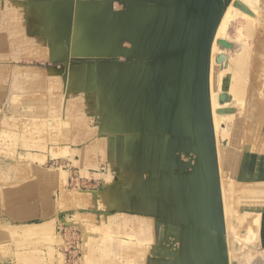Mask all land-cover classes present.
<instances>
[{"label": "rangeland", "instance_id": "374dc122", "mask_svg": "<svg viewBox=\"0 0 264 264\" xmlns=\"http://www.w3.org/2000/svg\"><path fill=\"white\" fill-rule=\"evenodd\" d=\"M6 1L15 18V7H24L25 29H18L16 20L6 17ZM143 1L0 0V264L86 262L87 232L76 223L89 222L92 218L76 215L64 203L63 196L92 189L89 187L92 176L76 162L79 160L76 149L105 137L98 129L100 118L107 125L106 121L112 117L118 128L125 126V118H132L127 90L131 92L133 88L127 84V71L139 72L137 68L144 66L145 58L137 52L142 45L131 43L130 38L137 40L147 35L152 28L149 21L153 22L149 16L154 8ZM88 15L90 20L100 19L106 24L117 20V27H111L109 32L113 37L103 36V30L94 21H89L92 25L85 21ZM235 22L237 26L246 25L242 19ZM236 28L234 23L229 29L228 39L233 42L239 39ZM262 38L264 34L258 31L253 38H241L246 55L238 65L249 67L251 74L258 54L264 51ZM164 46L161 51L169 60L179 53L170 45ZM227 52L235 54V49ZM159 53H153L150 58ZM235 68L238 67L234 65ZM231 73L221 76L218 87L226 84L228 78V90L235 83L245 84L248 114L244 115L245 123L242 120L241 133L246 134L243 139L246 144L254 140L262 123L264 89L258 87L254 75L243 77ZM220 97L222 102L232 101L226 90ZM139 105H136L138 111L144 109L145 104ZM153 106L155 110V103ZM221 126L224 129L219 142L223 144L227 142L229 126L233 130L236 124L226 120ZM95 128L100 137L84 141L87 129ZM250 132L254 136H249ZM114 140L103 141L104 152L109 151V146L114 152ZM179 151L186 152L185 156H176L184 168H171L164 175L192 170L193 152ZM244 207L241 193V211ZM30 210L35 212L34 216L28 214ZM34 224L39 226L40 234L23 236L24 228ZM196 232L193 229L186 233V239L196 234L195 244L204 249L201 255H195L208 263L209 259L212 261L208 245L202 247V235ZM243 232L240 227L234 236L238 244L229 243L228 237L232 264H246L249 255L263 256L257 239L251 236L250 241L241 239Z\"/></svg>", "mask_w": 264, "mask_h": 264}, {"label": "crops", "instance_id": "0c3cea01", "mask_svg": "<svg viewBox=\"0 0 264 264\" xmlns=\"http://www.w3.org/2000/svg\"><path fill=\"white\" fill-rule=\"evenodd\" d=\"M5 3L6 17L14 18L18 29H25L24 7H15V18L14 11L9 10V1ZM145 3L186 21L190 16H195L208 1L146 0ZM149 23L151 27H157L161 25V18ZM182 38H185L181 41L183 43H193L192 35ZM143 43L148 44L150 54L144 55L145 63L137 68L139 72L127 71V84L134 92H142L145 97L138 101L133 100L134 92L127 90L132 118L124 119L126 124L123 128L116 127L112 117L106 121L107 125L100 118L101 126L98 129L102 130L101 134L105 137L101 141L76 149L79 156L76 162L83 171L92 176L89 182L92 189L76 191L72 195L64 194L63 200L80 218H92L89 222L76 223L87 232L88 258L84 264H208L195 255L204 248L196 245L193 239L192 242L186 239V233L193 229L199 232L201 224L197 223L198 218L209 213L210 207L207 205L210 201L202 200L195 194L190 196L191 184L184 172L177 170V174L167 172L164 175L163 172L179 166L180 163L176 155H173L174 151L167 146L158 149L159 143L171 141L172 137L183 140L191 135L181 130L174 132L154 120L153 116L154 96H164L170 90H184V85L197 78L199 72L194 69L197 68L194 64V67H187V75L180 74L183 66L178 64V60H181L180 56L189 54V49L170 60L165 57V52L161 50L165 49L164 45L173 43L169 37L145 39ZM157 51H160L158 56L150 58ZM142 75L147 82L134 86L131 78L136 80L137 76ZM135 104H140L141 107L145 104L144 109L138 111ZM94 130L87 129L83 135L84 141L100 137L97 129ZM116 133L118 134L115 135ZM104 140H114V152L107 142L109 151L104 152ZM116 141L119 143H115ZM224 151L225 167L228 159L227 148ZM184 152L179 151L177 154L185 156ZM145 173L150 175L147 177ZM236 178L242 187L246 206L243 211L256 214L260 218L258 249L264 257V120L254 140L242 144ZM28 214L34 216L35 212L30 210ZM39 232V226L29 225L24 228L23 236L35 237ZM189 242L192 245H187Z\"/></svg>", "mask_w": 264, "mask_h": 264}, {"label": "bare ground", "instance_id": "6f19581e", "mask_svg": "<svg viewBox=\"0 0 264 264\" xmlns=\"http://www.w3.org/2000/svg\"><path fill=\"white\" fill-rule=\"evenodd\" d=\"M236 2L242 3L249 12L235 7L234 3ZM158 17L161 18V25L152 27L147 35H140L142 38L138 37L137 40L130 38L133 43L142 45V47L139 46L140 48L137 49V52L141 55L150 54L148 44L143 43V41L145 39L166 36L173 41L172 45L174 48H182L183 46L195 47V49H192L189 54L180 56L181 60H178V64L183 66V70L180 74L187 75L189 73V68L187 69V67L189 65L194 67V64H196L195 67H197L194 69H197L199 72V76L197 78H193L192 80L188 81L186 85H184V90H170L164 93V96H159L158 94L156 96L153 95V101L156 105L153 115L157 119L156 121L161 122L162 125L167 126L174 132L181 130L182 132L191 135V137L188 139L183 140L172 137L173 139L171 141L167 140L163 144L159 143L158 149H162V147L167 146L170 150L176 153V156H178V149H185L193 152L195 157L193 161L194 164L191 163L193 164L192 170L189 172H184L186 179L189 180L191 184L189 194L190 196L195 194L196 196H200L202 200L207 202L210 201V204L207 205L210 207L209 213L207 212L208 214L201 215L198 218L199 223L204 225H201L199 233H196L197 235H200V233L202 235V247H206L208 245L210 256L212 257L213 261L212 262L209 259L208 264H226L224 252L225 247H227L226 250L228 262L229 264H232L230 253L228 252V237L231 239L229 240V243L231 241L233 244H238L236 243L237 240L234 236H236V232H238L241 227L244 229L241 239L243 237L246 241H250L251 236L254 239H257L259 243L260 218L256 214L241 211L242 187L236 178L237 164L240 160L242 144H244L243 139L246 135L241 133L242 120L243 123H245L244 119L247 118L245 116L248 114L246 110L248 103L245 99V84L242 82L235 83L234 87L228 90L230 88V86L228 87V83H230V79L228 78V80H226V84H221L220 89L218 86L222 81L221 76H227L231 72L232 75L236 76V74H239L243 77L251 74L249 67L246 69L244 65H238L242 64L240 63V59L245 58L246 55V51L244 52L246 45L241 40V38L244 36L253 38L257 31L264 34V0H232L220 20L211 49L208 95L216 148V176L219 185V194L222 201V213L224 221V232L222 234H220L218 229L219 220L214 206L215 185L212 180V176L214 175L212 147L208 140L209 130L206 123L204 122V104L206 97L205 93L202 91V81L200 80V76L203 71L202 49L195 43L181 42L185 39L182 37H188L192 35L193 25L197 17L193 15L190 16V19L184 21L179 20L177 16L175 17L174 14L167 13L164 10L155 8L152 9V14L149 16V18L152 21H157ZM168 17H170V20H168ZM237 19H242L246 25L241 24V26H237L235 22ZM85 21H94L95 24L99 25L100 30L102 29L103 32H106H102V35L105 37H110V35L113 37V34L109 33L111 31L110 28L117 27V20L106 24V21H103L102 23V20L100 19H98V21L90 20V15H88L85 18ZM89 23L90 25L93 24L91 22ZM234 23L237 27L236 34L239 37V39L237 38V41H235L236 43L228 39L229 29ZM222 40L234 45L235 54H229L227 51H231L232 49H225L219 45V41ZM262 40H264V38H262ZM222 55L224 56V59L218 62L217 59ZM234 65H236L238 68L234 69ZM251 75L255 76L258 87H263L264 89V51L262 54H258V58L254 63V67L252 68ZM145 82H147V80L144 75L141 77L137 76L136 80H132L131 78V83L134 86L144 85ZM223 90L228 91L232 96V101L230 103L220 102L219 97ZM132 94L133 93H131V99ZM143 96L144 95L142 92L136 93L135 91L133 94V100L138 101V99L142 98ZM220 110H225L226 112L218 113ZM156 112L158 115L155 116ZM262 114L263 115L262 117L260 116V118L263 121L264 112ZM226 120H233L236 124V129L233 128L232 130V126H229L228 129L230 132H228L226 135L227 142L225 141L223 144H220L221 142L219 141L222 137V129H224L222 126L220 127V124L222 121L225 122ZM250 133L251 134H249V136H254L253 132ZM225 148H227L228 159L226 166L224 167L225 159L223 153L225 152ZM179 168L184 167L182 164H180ZM195 235L196 234L190 235L188 240L190 239L192 242V239ZM253 244L255 245V243ZM207 256L209 258L208 251ZM182 264L190 263L184 262ZM246 264H264L263 256H259V254L257 256L249 255Z\"/></svg>", "mask_w": 264, "mask_h": 264}, {"label": "water", "instance_id": "95a60500", "mask_svg": "<svg viewBox=\"0 0 264 264\" xmlns=\"http://www.w3.org/2000/svg\"><path fill=\"white\" fill-rule=\"evenodd\" d=\"M146 1V0H145ZM145 1H143L145 3ZM208 4L205 5L202 9H200L198 12H196L195 16L196 21L193 25V33H192V41L196 45H199V47L202 49L203 54V71L200 76V80L202 81V91L205 93V104H204V122L207 125V128L209 130V143L212 147V154H213V168H214V175L212 176V180L214 183V206L217 213V217L219 220L218 229L220 234L224 232V221H223V213H222V201L219 194V185L217 182V163H216V148H215V141H214V132H213V125H212V118L210 115V103H209V70H210V60H211V49L212 44L215 38V34L218 28V25L220 23V20L222 16L224 15V12L226 11V8L229 6L232 0H207ZM234 6L249 12L248 9L239 2L234 3ZM147 7V6H146ZM129 40V39H128ZM219 45L225 49H234V45L231 43H228L226 41H219ZM170 47L173 50H177L179 53H182L183 51H187L189 49V52L193 49H195L194 46H183L182 48H174L172 44H170ZM196 47V48H199ZM224 59V56H220L217 61L220 62ZM222 97H220V102H222ZM225 110H220L218 113H225ZM225 247V243H224ZM227 247H225V263L229 264L228 262V255H227Z\"/></svg>", "mask_w": 264, "mask_h": 264}]
</instances>
